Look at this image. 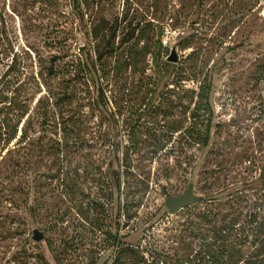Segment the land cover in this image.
Listing matches in <instances>:
<instances>
[{"label":"rangeland","instance_id":"obj_1","mask_svg":"<svg viewBox=\"0 0 264 264\" xmlns=\"http://www.w3.org/2000/svg\"><path fill=\"white\" fill-rule=\"evenodd\" d=\"M166 62L160 80L155 63ZM177 65L192 73L190 96L175 85ZM209 81L206 109L198 93ZM96 86L106 100L93 110ZM190 183L204 200L264 194V0H0V264H114V233L135 244L149 212L158 221L145 233L167 246L164 228L187 209L170 214L165 197Z\"/></svg>","mask_w":264,"mask_h":264},{"label":"trees","instance_id":"obj_2","mask_svg":"<svg viewBox=\"0 0 264 264\" xmlns=\"http://www.w3.org/2000/svg\"><path fill=\"white\" fill-rule=\"evenodd\" d=\"M72 2L78 4L79 0H72ZM100 35L94 36L97 39ZM103 57L99 53L97 61L101 62ZM126 64L127 66L133 64L132 53L129 54ZM171 65V63L166 62L162 68L159 67L158 63H155L154 70L160 80ZM97 71L96 63L93 62L89 69L91 79L97 75L100 80L101 75L98 76ZM49 73L55 76L56 70L53 66ZM176 76L175 85L178 92L180 91L182 96L193 94L195 90L187 88L184 83L191 79V71L186 67L177 65ZM88 78L86 77V80ZM210 91V81L203 85L200 84L198 97L200 102L205 103L206 109H209ZM156 96L157 94L153 91L152 98L155 99ZM70 99L72 96L65 98V100ZM105 100L102 89L96 86L94 95L90 97L91 109H100L102 101ZM191 115L194 117L193 112ZM61 123H65L63 118H61ZM70 127L71 125L64 124L61 128L66 135H69L70 132H75ZM180 129L172 126L168 127L166 132L154 134L156 142L152 144L150 152L156 153L164 149L162 144L164 137L167 135L171 137ZM189 129L190 127H188L187 132L189 136L193 137V133ZM209 133V125H206L203 130L197 131L198 142H201L203 146L208 144ZM114 141L116 142L114 149L118 152L120 142ZM130 141L132 144L134 143L133 138H130ZM131 154H134V150L129 147L126 148L125 152H122L121 158H118V161L122 162V166L127 167L125 165H127ZM109 169H111V179L115 181L113 185L118 191L121 186L120 172L113 170L112 166ZM214 183L215 181L212 180L210 185ZM204 201H208L210 205L199 210L193 209L196 208V204L191 205L189 206L191 208H186L187 212L182 215V220L172 222L170 226L164 228L167 233L164 241L169 242L167 246L159 244L160 240L162 243L164 242L161 238H155L153 232L149 235L145 233V231L149 232L158 221L156 212L148 213L144 221L146 226L142 228L144 234L135 244L121 242L119 235L114 233L116 240L114 264H264V194L260 193L252 199L242 190L229 188L228 191L224 192V198H220L216 192H212L202 202Z\"/></svg>","mask_w":264,"mask_h":264},{"label":"water","instance_id":"obj_3","mask_svg":"<svg viewBox=\"0 0 264 264\" xmlns=\"http://www.w3.org/2000/svg\"><path fill=\"white\" fill-rule=\"evenodd\" d=\"M167 60L169 62H176L178 60L176 48H172L171 54L168 56ZM203 200L204 197L202 195L196 194L194 192L193 184L190 183L188 184L184 192L176 195H167L165 197L164 204L170 214H176L179 210L187 208L196 203H200ZM43 237L44 234L40 230L33 229V240L39 241L42 240Z\"/></svg>","mask_w":264,"mask_h":264},{"label":"built area","instance_id":"obj_4","mask_svg":"<svg viewBox=\"0 0 264 264\" xmlns=\"http://www.w3.org/2000/svg\"><path fill=\"white\" fill-rule=\"evenodd\" d=\"M171 36H172L171 30L169 28H165V30H164V43H166Z\"/></svg>","mask_w":264,"mask_h":264}]
</instances>
